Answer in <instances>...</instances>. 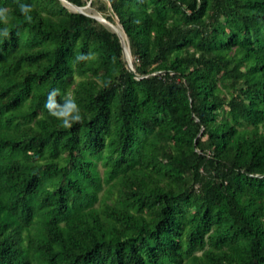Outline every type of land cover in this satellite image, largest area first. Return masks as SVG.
Wrapping results in <instances>:
<instances>
[{
  "label": "trees",
  "instance_id": "obj_1",
  "mask_svg": "<svg viewBox=\"0 0 264 264\" xmlns=\"http://www.w3.org/2000/svg\"><path fill=\"white\" fill-rule=\"evenodd\" d=\"M65 1L135 74L91 15L0 0V264H264V0Z\"/></svg>",
  "mask_w": 264,
  "mask_h": 264
},
{
  "label": "clouds",
  "instance_id": "obj_2",
  "mask_svg": "<svg viewBox=\"0 0 264 264\" xmlns=\"http://www.w3.org/2000/svg\"><path fill=\"white\" fill-rule=\"evenodd\" d=\"M19 10L24 16L26 22H32L33 6L19 3ZM9 10L0 7V24L5 25L0 29V36L8 38L10 36L9 28ZM92 53L78 54L74 58V63H83L93 59ZM60 95L59 89H53L47 96L44 107L47 109L48 114L60 122V126L64 129H71L74 124L83 122V115L80 106L76 103L72 94L69 92L63 96V102L57 101V96Z\"/></svg>",
  "mask_w": 264,
  "mask_h": 264
},
{
  "label": "water",
  "instance_id": "obj_3",
  "mask_svg": "<svg viewBox=\"0 0 264 264\" xmlns=\"http://www.w3.org/2000/svg\"><path fill=\"white\" fill-rule=\"evenodd\" d=\"M62 2H66L65 0H61ZM90 4L91 3H89V5L88 6H90ZM69 6H73L72 8H74L75 7V10L77 9V11L79 12V13H83V8H78V7H76V6H74V5H69ZM83 14H85V13H83ZM91 17H93L94 19H96V20H98L99 21V19L97 18V17H94V16H91ZM100 22V21H99ZM102 22H106L107 24H109L110 26L112 25V24H110V23H108L107 22V20L105 19V18H103L102 17ZM113 26V25H112ZM119 37H120V39L122 40V45H123V48H124V56H125V59H126V61H127V63H128V69L130 70V72L131 73H133V74H135V70H134V67H133V62H132V58L131 59H127V51H126V46H125V41H124V38H123V36L119 33V32H115ZM126 37V36H125ZM129 45V44H128ZM129 52L131 53V51H130V47H129ZM132 57V56H131Z\"/></svg>",
  "mask_w": 264,
  "mask_h": 264
},
{
  "label": "rangeland",
  "instance_id": "obj_4",
  "mask_svg": "<svg viewBox=\"0 0 264 264\" xmlns=\"http://www.w3.org/2000/svg\"><path fill=\"white\" fill-rule=\"evenodd\" d=\"M66 4V6L69 8V10H71V11H73V12H78L77 11V9L75 10V8H72V7H70L67 3H65ZM83 13H85V14H87V15H91V16H94L95 17V15L96 14H100V13H98L95 9H93L91 6H87V7H85V8H83ZM107 28H109L112 32H119V31H116V29L118 28L120 31H122L123 32V30H122V27L119 25V23H117L116 25H113V27H112V25L110 26L109 24H107V23H105L104 24ZM116 28V29H115ZM124 33V32H123ZM125 34V33H124ZM131 56H132V54H131ZM132 58V57H131Z\"/></svg>",
  "mask_w": 264,
  "mask_h": 264
},
{
  "label": "bare ground",
  "instance_id": "obj_5",
  "mask_svg": "<svg viewBox=\"0 0 264 264\" xmlns=\"http://www.w3.org/2000/svg\"><path fill=\"white\" fill-rule=\"evenodd\" d=\"M68 5H71V4H68ZM70 7H73V6H70ZM75 8V7H74ZM95 17H97L99 19L100 22H102V15L100 14H96ZM103 23H106V22H103ZM113 27V26H112ZM116 29V28H115ZM116 31H119V33L123 36L124 38V41H125V46H126V51H127V59H131V53L129 52V45H128V41H127V36L125 37V34L120 31L118 28L116 29ZM131 51V50H130ZM128 213V212H127ZM135 217V216H134Z\"/></svg>",
  "mask_w": 264,
  "mask_h": 264
}]
</instances>
